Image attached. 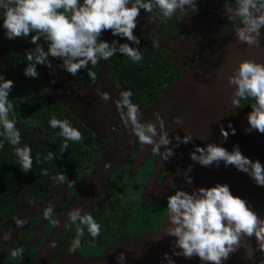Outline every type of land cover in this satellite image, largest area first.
<instances>
[{
    "label": "clouds",
    "instance_id": "9594fccd",
    "mask_svg": "<svg viewBox=\"0 0 264 264\" xmlns=\"http://www.w3.org/2000/svg\"><path fill=\"white\" fill-rule=\"evenodd\" d=\"M141 10L154 18H171L177 12L183 15L189 10L198 12L196 0H0V17L7 38H30V43L36 45L34 49L27 50L24 57L27 64L23 74L30 78L39 77L37 64L52 69V59L61 61L57 67L72 76L88 69L89 65L96 66L100 60H109L117 53L133 62H140L143 59L140 49L117 40L109 43L101 36L104 31H110L113 36L139 45L140 40L133 32ZM224 14L229 21L240 22L235 29L238 43L259 46L261 29L264 28V0H235L234 7H224ZM41 40L47 45L46 50ZM52 75H55L54 69ZM87 75L96 81V72L88 70ZM227 83L232 88L230 103L235 109L240 108L242 101H253L249 104L248 127L244 131L250 133L255 130L264 134V63L240 60L227 76ZM13 87L12 80L0 75V148L5 141L12 145L20 169L27 173L33 166L32 149L27 145L19 146L21 132L12 115L14 103L9 99ZM100 96L104 101L112 100L107 92ZM131 96L130 91H122L114 103L123 124L142 146H150L162 161H168L174 156L173 148L192 142L191 134L170 138L159 113L155 115V123L142 122L139 106L133 103ZM173 123L179 126L183 121L180 117H173ZM49 125L59 129L58 135L63 138L61 153L68 149L69 141L83 140L82 133L67 119L53 116ZM232 131L234 134V129ZM221 134L225 138L228 136L223 129ZM54 158L55 153L51 151L45 157L48 161ZM190 159L202 167L219 166L223 162L225 166L231 165L249 175L256 185L264 186V165L244 156L238 145H234L232 151L215 143L197 146L190 153ZM191 168L189 165L182 173L188 185L192 183L188 175ZM43 174L48 175L47 170ZM54 180L60 184L72 183L64 173L55 176ZM53 211L52 207H47L43 215L55 225L58 222L53 218ZM67 216L69 224L76 226L72 249L80 246L85 230L93 239L100 235L101 225L87 212L81 214L80 208H73ZM167 221L168 226L163 231L165 236L175 238L173 256L197 257L201 264H223L231 254L244 247L243 241L252 239L264 250V217L258 215L244 199L234 196L227 184L217 183L191 192L178 189L167 197ZM3 239H9L7 233ZM11 256L21 258L22 250H12ZM246 258L251 259V254L248 253ZM163 259L167 264H175L168 253L163 254ZM116 260L122 264L124 254L121 253Z\"/></svg>",
    "mask_w": 264,
    "mask_h": 264
},
{
    "label": "flooded vegetation",
    "instance_id": "af4514ba",
    "mask_svg": "<svg viewBox=\"0 0 264 264\" xmlns=\"http://www.w3.org/2000/svg\"><path fill=\"white\" fill-rule=\"evenodd\" d=\"M196 6L199 16L211 8L219 9L217 17L220 22L213 24L214 27L209 30L216 32L213 38L207 33L208 30L192 26L197 29V44L203 42L206 51L239 26L238 20L229 21L224 14V7L235 6L228 4V0H196ZM193 14L189 10L183 15L177 12L171 18H154L141 10L133 32L140 40L139 45L113 36L110 31H104L101 39L108 42L113 38L120 43H129L140 51H147L146 43L153 42L171 71L184 72L185 66L177 67L166 51L172 49L168 41L184 40L187 26H190L188 21L194 17ZM167 30L169 34H166ZM40 43L44 44L46 50L47 45L43 40ZM35 47L30 43V38H7L0 17V75L14 82L9 99L14 103L15 112L12 115L17 120L16 126L28 133L35 132L32 138L36 139L34 148H38L45 140L40 111L47 107V99L51 98L56 105L64 107L81 121L95 141L91 154L65 173L66 179L72 181L71 185L58 181L51 183L50 179H45L41 186L14 200L10 210L0 216V264H9L10 258L13 264H89L95 258L106 256L105 253H112L107 247L104 248V244L112 242L116 246V241L120 239L117 246L120 247L146 239L158 231L167 215V197L175 193L181 179L170 176L168 165L157 163L153 153L147 155L145 147L123 124L114 102L125 87L109 65L105 63L96 81L89 85L81 83L79 76H72L57 67L61 63L57 59L51 60L52 69L37 64L38 78L26 77L23 74L27 64L24 57L27 50ZM53 69L55 75H52ZM103 92H107L112 100H102L100 94ZM155 101L142 108L141 102L133 101L139 106L142 122L153 123L147 117V109ZM82 108L85 113L88 112L85 118L78 114ZM101 109L109 116H106L105 124L114 120L109 132L103 135L100 130L95 133L89 123L92 113L96 111L101 114ZM172 181L176 182L173 188L170 187ZM47 207L53 208V218L57 224L44 217L43 212ZM73 208H80L81 214L87 212L92 215L101 225V233L96 239L85 230L80 246L75 249L71 245L76 226L69 224L67 216ZM18 221L21 223L18 224ZM5 233L9 236L6 241L3 239ZM104 234L110 237L102 240ZM15 249L22 250L21 258L11 256V251Z\"/></svg>",
    "mask_w": 264,
    "mask_h": 264
},
{
    "label": "water",
    "instance_id": "95a60500",
    "mask_svg": "<svg viewBox=\"0 0 264 264\" xmlns=\"http://www.w3.org/2000/svg\"><path fill=\"white\" fill-rule=\"evenodd\" d=\"M237 27L217 45L214 54L207 55L204 60L184 71L180 78L147 109V117L155 123V115L159 113L170 138L178 135L182 126L190 125V134L193 137L189 144L192 147H188L190 153L195 147H205L208 143H215L228 151H232L233 146L238 145L244 156L253 161L258 160L264 165V134L259 132L250 134L244 131L241 110L231 105L232 88L227 83V76L232 73L233 68L237 67L240 60L251 59L264 63V28L261 29L259 46L249 47L236 41ZM220 53L223 55L221 61L217 60ZM212 66L214 73L207 80L209 90L205 93L203 78ZM173 117H180L183 123L179 126L175 125ZM221 129L228 132L227 138L221 134ZM185 145L180 144L177 148L184 149ZM154 155L159 163L168 165L170 162V159L167 162L162 161L159 154L154 153ZM185 160L188 165L193 163V172L189 175L193 179L191 186L185 184L180 190L191 192L209 183L218 171L219 178L215 184H227L234 196L244 199L258 215L264 217V186L256 185L249 175L231 165L225 166L223 162L219 166L213 164L202 167L191 161L190 154L182 151L179 156V165ZM163 229L155 238L144 239L147 245L142 249L138 251L128 249L122 264H134L137 261L140 263L135 264H151L159 259L175 240L174 237L165 236ZM242 243L244 247L231 254L228 260L223 261V264H264V250H261L254 239L245 240ZM248 253L251 254V259L246 258ZM116 257L100 259L93 264H118ZM174 261L175 264H201L197 257L186 259L179 256Z\"/></svg>",
    "mask_w": 264,
    "mask_h": 264
},
{
    "label": "trees",
    "instance_id": "16d2710c",
    "mask_svg": "<svg viewBox=\"0 0 264 264\" xmlns=\"http://www.w3.org/2000/svg\"><path fill=\"white\" fill-rule=\"evenodd\" d=\"M226 2V0H224ZM235 4V0H228V4ZM240 24V22L238 23ZM169 34V30L166 31ZM114 40L111 38L109 43ZM147 51H141L143 59L140 62H133L127 56L117 53L109 60H100L96 66L89 65V68L82 70L78 79L81 83L89 85L92 80L88 77L87 71L91 70L98 74L99 70L105 65H109L114 71L115 76L125 87L124 91H130V99L140 103L141 108L151 102L159 99L167 89H169L182 75V70L171 71V68L165 62L164 57L157 46L150 42L146 43ZM253 101H242L240 105L242 122L244 128L248 127L247 114L250 112L249 104ZM53 103V105H51ZM43 121L44 141L38 147L34 148L36 142L35 132L28 133L27 130L19 129L21 132V144L27 145L32 149L33 166L31 171L24 173L18 164V158L13 154V146L7 141L3 148H0V216L7 213L10 207L21 196L25 195L32 188L41 186L43 180L50 179L52 183L54 177L72 170L83 162L92 152L94 146V137L88 128L79 120L75 119L64 107L56 105L47 99V107L40 111ZM57 119H67L72 127L78 129L82 135L81 142L69 141L68 149L60 152L63 138L58 135L59 129H53L49 125L52 117ZM37 127L39 123L37 122ZM26 129V128H25ZM255 130L250 134H256ZM30 135V137L25 136ZM2 139V138H0ZM55 153L53 161L45 159L47 153ZM39 157V159H37ZM47 170L48 175L43 172Z\"/></svg>",
    "mask_w": 264,
    "mask_h": 264
},
{
    "label": "rangeland",
    "instance_id": "374dc122",
    "mask_svg": "<svg viewBox=\"0 0 264 264\" xmlns=\"http://www.w3.org/2000/svg\"><path fill=\"white\" fill-rule=\"evenodd\" d=\"M218 12L219 9L215 8H211L210 10H208V12L206 14H204L203 16H199L197 13H194V17H190V20L188 21V25L187 29V35L185 36L184 40H170L168 41L171 44V50L170 51H166V55L168 56V58L170 60H173L175 65L179 68H183V66H185V71H187L188 69L192 68L194 65H196L197 63H199L200 61L204 60L207 55L209 54H214L213 52L216 50L217 45L222 42L226 36L224 37L223 40H221L215 47H211L209 48L207 51L203 49V46H205V44L203 42L199 43V45L197 44V29L199 30H203V31H207V33L211 34V38H213V35H215V31H210L211 27L216 24L219 23L220 21H218ZM215 18V20H213ZM215 21V23H213ZM192 26L197 27V29H193ZM207 45V42H205ZM181 50V51H179ZM176 67V68H177ZM214 73V67L212 66L209 70V72H207V75L203 78L204 79V92L206 93L209 89H208V78ZM89 109V107H88ZM92 111V110H91ZM101 114L96 113V111L94 113H92L91 117L89 118V123L90 126L92 128V130L96 133L97 130H100L102 132V135L106 133V131L109 132L110 128L113 126V122L114 120H109L108 123L105 124L106 116L107 113L105 112V110L101 109L99 111ZM84 108H82L78 114H80L82 116V118L87 117L88 116V112L84 114ZM109 117V116H107ZM85 122H87V120H85ZM182 129L179 131V136L183 137L185 134H190V125H185L184 127H181ZM175 143V141H174ZM190 143H187L185 145V148L182 149L181 147L177 148H173V152H174V156L170 158V162L168 163V167H169V174L170 176L176 177L179 180V177L181 179L180 185L179 187L175 190L177 191L178 189H181L184 185H185V181H184V177L182 175V173L184 172L185 169H187L188 167L186 165H188L187 160L184 161V163L181 165H179V156L180 153L183 151L186 154H190V152L188 151V147H192L191 145H189ZM145 147L146 149V154L151 156V154L153 153L152 150L150 149V146L148 145H144L143 148ZM154 154V153H153ZM177 155V157H176ZM153 156V155H152ZM176 157V158H175ZM156 159V157H155ZM158 159H156V162L159 163L157 161ZM192 161V160H191ZM167 162V161H165ZM160 165H163L162 163H159ZM189 165L192 166L191 171L188 173V175H190L193 172V163L191 162ZM188 165V166H189ZM193 179V178H192ZM176 186V182L172 181L170 183V187H175ZM191 186V185H190ZM174 191V192H175ZM153 197V196H152ZM151 200V199H150ZM153 203V201L151 202ZM168 224L167 221V215L164 218V221L162 222L161 227L159 228L158 231H155L153 234L149 235L150 238H155L156 236H158L160 234V231L162 230V228H165ZM110 237L107 234H104L101 236V239L104 240L106 238ZM117 237V236H116ZM119 238V237H117ZM148 238V237H147ZM120 242V239H118L116 241V246H114V244L108 243V245L104 244V248H108V250H110L112 253H105L106 256H100L99 258H95L93 260L90 261L89 264H93L98 260H104L106 258H109L110 256H119L121 253L124 254V256L126 257V255L128 254V252H126L128 249H132L133 251H138L139 249H142L145 245H147V243L143 240H137L134 242H131L130 244L127 245H123L120 247H117L118 244ZM106 248V249H107ZM115 248V251H114ZM11 257V256H10ZM11 259V258H10ZM9 261V264H13L12 260ZM135 263H140V261H137ZM134 263V264H135Z\"/></svg>",
    "mask_w": 264,
    "mask_h": 264
},
{
    "label": "bare ground",
    "instance_id": "6f19581e",
    "mask_svg": "<svg viewBox=\"0 0 264 264\" xmlns=\"http://www.w3.org/2000/svg\"><path fill=\"white\" fill-rule=\"evenodd\" d=\"M222 58H223V55H222L221 53L218 54V56H217V60L221 61ZM218 178H219V177H218V171H217V172L215 173V176L212 177V179L210 180V182L207 183V184H204V185L201 186V187H205V188H207V187L215 186V185H216L215 183H216V181H217ZM173 248H174V244H173L170 248H168L166 251H164L162 254H164V253H168L169 256H171V258H172L173 260H176L179 256H173V255H172ZM176 250L178 251V249H176ZM151 264H167V261H165V260L163 259V255H162L159 259L153 261Z\"/></svg>",
    "mask_w": 264,
    "mask_h": 264
}]
</instances>
